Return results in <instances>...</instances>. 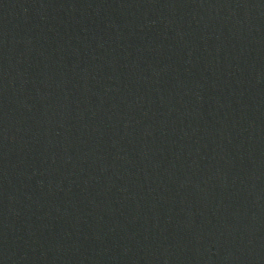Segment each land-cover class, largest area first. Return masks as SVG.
Segmentation results:
<instances>
[{"label": "water", "instance_id": "obj_1", "mask_svg": "<svg viewBox=\"0 0 264 264\" xmlns=\"http://www.w3.org/2000/svg\"><path fill=\"white\" fill-rule=\"evenodd\" d=\"M0 264H264V0H0Z\"/></svg>", "mask_w": 264, "mask_h": 264}]
</instances>
